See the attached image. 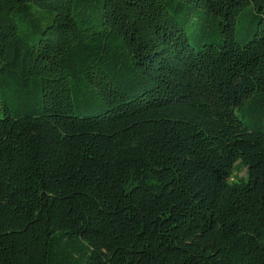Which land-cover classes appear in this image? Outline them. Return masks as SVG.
<instances>
[{"label":"trees","instance_id":"obj_1","mask_svg":"<svg viewBox=\"0 0 264 264\" xmlns=\"http://www.w3.org/2000/svg\"><path fill=\"white\" fill-rule=\"evenodd\" d=\"M0 264H264V0H0Z\"/></svg>","mask_w":264,"mask_h":264},{"label":"rangeland","instance_id":"obj_2","mask_svg":"<svg viewBox=\"0 0 264 264\" xmlns=\"http://www.w3.org/2000/svg\"><path fill=\"white\" fill-rule=\"evenodd\" d=\"M245 21H243L244 23H247L249 20H250V13H247L245 14ZM196 21H187L184 26L186 27L188 33H189V37H190V40L191 42L194 44L195 41L199 38V34L197 32V28L199 26L198 23H195ZM243 23V24H244ZM240 25V23H239ZM238 112V111H237ZM238 175L239 176H243L245 177L246 175V168H243L241 171L238 172Z\"/></svg>","mask_w":264,"mask_h":264}]
</instances>
